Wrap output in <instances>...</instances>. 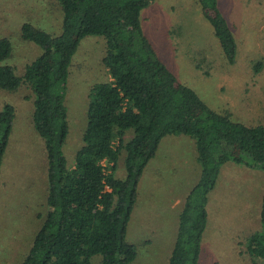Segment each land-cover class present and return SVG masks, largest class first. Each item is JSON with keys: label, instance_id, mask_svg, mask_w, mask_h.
I'll return each instance as SVG.
<instances>
[{"label": "trees", "instance_id": "16d2710c", "mask_svg": "<svg viewBox=\"0 0 264 264\" xmlns=\"http://www.w3.org/2000/svg\"><path fill=\"white\" fill-rule=\"evenodd\" d=\"M57 1L63 13L58 34L21 24V36L38 44L41 52L20 75L13 65L1 63L12 46L8 37L0 36V87L30 89L32 120L47 158L46 210L39 213L31 249L17 264L131 261L136 247L126 238V226L138 180L160 139L177 133L194 138L200 174L183 201L167 264H197L208 192L229 159L264 170V123L247 125L232 119L229 111L210 110L192 87L176 79L140 23V11L150 0ZM198 1L224 54L233 61L236 39L217 0ZM86 34L104 37L101 60L108 78L89 86L82 142L68 162L63 152L66 81L71 57ZM261 63L255 61L256 70ZM14 112L10 102L0 109V165ZM248 248L264 264V232L253 233ZM96 254L98 262L92 259Z\"/></svg>", "mask_w": 264, "mask_h": 264}, {"label": "rangeland", "instance_id": "374dc122", "mask_svg": "<svg viewBox=\"0 0 264 264\" xmlns=\"http://www.w3.org/2000/svg\"><path fill=\"white\" fill-rule=\"evenodd\" d=\"M217 5L236 39L233 61L224 54L198 0H150L140 11V23L167 68L208 109L229 111L232 119L247 125L264 123V0H217ZM62 17L57 0H0V36L8 37L12 46L1 63L13 65L20 75L41 52L38 44L21 36V24L58 34ZM104 52V37L86 34L71 57L64 96L68 132L63 152L68 162L82 142L89 86L108 78ZM257 59L262 62L259 70L254 67ZM32 99L25 85L0 87V109L5 102L15 108L0 165V264H17L31 249L39 213L46 210L47 158L33 124ZM196 154L188 134L160 139L138 180L126 226L136 255L127 264H167L183 201L200 174ZM263 193L262 168L233 158L221 165L208 192L197 264H261L250 253L248 238L264 232ZM92 259L98 262L100 254Z\"/></svg>", "mask_w": 264, "mask_h": 264}, {"label": "crops", "instance_id": "0c3cea01", "mask_svg": "<svg viewBox=\"0 0 264 264\" xmlns=\"http://www.w3.org/2000/svg\"><path fill=\"white\" fill-rule=\"evenodd\" d=\"M178 200V199H177Z\"/></svg>", "mask_w": 264, "mask_h": 264}]
</instances>
